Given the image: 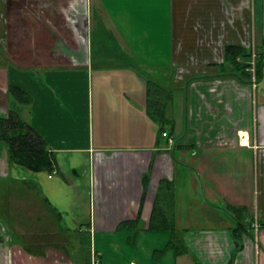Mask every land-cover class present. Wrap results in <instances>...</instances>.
Instances as JSON below:
<instances>
[{
    "label": "crops",
    "instance_id": "obj_1",
    "mask_svg": "<svg viewBox=\"0 0 264 264\" xmlns=\"http://www.w3.org/2000/svg\"><path fill=\"white\" fill-rule=\"evenodd\" d=\"M228 45L264 47V0H0V116L17 111L57 163L12 164L0 140V264H85L33 239L150 229L164 180L183 253L264 264V75L254 87ZM148 79L173 90L171 132Z\"/></svg>",
    "mask_w": 264,
    "mask_h": 264
},
{
    "label": "trees",
    "instance_id": "obj_2",
    "mask_svg": "<svg viewBox=\"0 0 264 264\" xmlns=\"http://www.w3.org/2000/svg\"><path fill=\"white\" fill-rule=\"evenodd\" d=\"M251 55V50L244 47L237 45H228L226 47L227 60L245 69V73L252 81L251 73L246 70L250 66ZM256 61V80L258 83L260 77L264 75L263 46L256 48ZM146 89L147 110L150 117L157 123L159 133L171 132L172 120L167 115V110L173 102V90L151 79H148ZM9 90L21 103L27 104L31 99L30 95L23 88L11 86ZM0 140L6 142L8 145L10 163L22 165L32 171H48L53 173L57 169L54 152L49 149L44 136L13 109H9L6 115L0 116ZM174 200L173 184L168 180H164L159 188L151 215L150 228L174 230ZM230 209L238 219V230H240L244 223L241 222L237 214L243 208L232 207ZM128 225L131 224L129 222L124 223L121 227ZM79 233V237L82 239L80 243L85 246L84 249H80V255L85 261V264H89L91 248L88 249L87 245L91 246L92 244L91 236L85 235V232Z\"/></svg>",
    "mask_w": 264,
    "mask_h": 264
},
{
    "label": "rangeland",
    "instance_id": "obj_3",
    "mask_svg": "<svg viewBox=\"0 0 264 264\" xmlns=\"http://www.w3.org/2000/svg\"><path fill=\"white\" fill-rule=\"evenodd\" d=\"M123 230L112 234L99 233L91 238L102 264H201L194 258L192 249L191 254L182 252L185 250V237L181 232L177 234L176 230L163 228ZM79 234L44 230L33 241L35 244L45 243L57 247L63 245L66 249L72 247L75 250L71 249V254L77 258L81 256L80 249L85 248L80 243L82 239ZM87 248L92 249V246L87 245Z\"/></svg>",
    "mask_w": 264,
    "mask_h": 264
},
{
    "label": "built area",
    "instance_id": "obj_4",
    "mask_svg": "<svg viewBox=\"0 0 264 264\" xmlns=\"http://www.w3.org/2000/svg\"><path fill=\"white\" fill-rule=\"evenodd\" d=\"M251 53L252 55H251L250 66L247 68V70L251 73L252 83L255 87L257 84V80H256V66H257L256 62L257 61H256V47L255 46H253ZM253 226L256 231L259 229L260 222H259L258 217L255 218ZM89 264H102L101 257L98 255L97 251L94 250V248L91 249Z\"/></svg>",
    "mask_w": 264,
    "mask_h": 264
}]
</instances>
